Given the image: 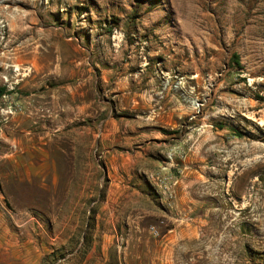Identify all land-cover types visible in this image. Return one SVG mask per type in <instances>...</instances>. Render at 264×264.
I'll return each mask as SVG.
<instances>
[{
    "label": "rangeland",
    "instance_id": "obj_1",
    "mask_svg": "<svg viewBox=\"0 0 264 264\" xmlns=\"http://www.w3.org/2000/svg\"><path fill=\"white\" fill-rule=\"evenodd\" d=\"M49 87L86 113L42 152L32 90ZM0 158L11 200L47 223L110 187L154 237L185 219L192 248L264 264V0H0ZM91 241L63 238L47 264Z\"/></svg>",
    "mask_w": 264,
    "mask_h": 264
},
{
    "label": "crops",
    "instance_id": "obj_2",
    "mask_svg": "<svg viewBox=\"0 0 264 264\" xmlns=\"http://www.w3.org/2000/svg\"><path fill=\"white\" fill-rule=\"evenodd\" d=\"M29 92L44 97L41 113L44 117L39 120L44 130L38 134V143L30 137L28 146L48 152L52 143H56V135H51V131L57 133L56 127H61L64 121L81 119L86 112L83 108L74 109L61 105L63 88H39L32 92L29 88ZM51 95L55 96L54 99L49 98ZM94 141V136L90 140L88 136V158L92 154L95 156V150H92ZM89 142L92 143L90 148ZM81 144L84 145V141ZM8 156L5 154L1 158L6 159ZM14 171L16 170L13 167L4 168L3 160L1 161L0 264H47L48 257L61 247L63 238L75 237L76 233L83 234L86 230L92 235L86 257L78 255L80 247H77L71 253V258L59 259L56 263L64 260V264H239L238 252L232 248L224 250L215 247L210 253L207 248H192L189 245L192 239L191 224L185 222V219H176L174 227L162 233L159 238L154 237L150 229L156 223L155 219L135 216L133 208L139 202L136 199L112 198L110 187L102 199L83 197L71 200V220H65L66 223L56 215L47 223L41 215L30 211L29 205L16 206L11 200L4 185L5 178ZM45 171L42 168H28L26 173L34 175ZM83 192L84 189L82 195ZM56 206L64 207V202ZM94 206L95 214L90 217L91 208ZM128 208H131L130 211ZM81 211L86 215L81 217ZM155 215L158 216L157 211ZM64 232L67 234L64 235ZM223 250L230 255L226 263L218 257Z\"/></svg>",
    "mask_w": 264,
    "mask_h": 264
},
{
    "label": "built area",
    "instance_id": "obj_3",
    "mask_svg": "<svg viewBox=\"0 0 264 264\" xmlns=\"http://www.w3.org/2000/svg\"><path fill=\"white\" fill-rule=\"evenodd\" d=\"M151 230H152V233H153L154 236H158L159 235V231L155 227H152Z\"/></svg>",
    "mask_w": 264,
    "mask_h": 264
},
{
    "label": "trees",
    "instance_id": "obj_4",
    "mask_svg": "<svg viewBox=\"0 0 264 264\" xmlns=\"http://www.w3.org/2000/svg\"><path fill=\"white\" fill-rule=\"evenodd\" d=\"M234 58L237 60V62H238V55H234Z\"/></svg>",
    "mask_w": 264,
    "mask_h": 264
}]
</instances>
